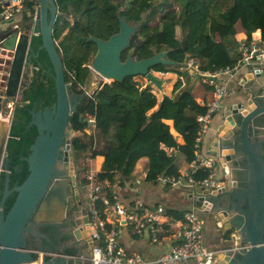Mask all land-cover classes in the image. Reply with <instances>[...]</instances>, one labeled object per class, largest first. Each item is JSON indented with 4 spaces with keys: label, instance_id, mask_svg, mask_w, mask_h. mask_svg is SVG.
Returning a JSON list of instances; mask_svg holds the SVG:
<instances>
[{
    "label": "water",
    "instance_id": "obj_1",
    "mask_svg": "<svg viewBox=\"0 0 264 264\" xmlns=\"http://www.w3.org/2000/svg\"><path fill=\"white\" fill-rule=\"evenodd\" d=\"M118 11V30L108 38L93 35L87 41L96 51L89 61V74L84 91L76 94L65 81L63 63L53 37V25L59 14L54 0H37L33 20L23 26L6 24L0 27V106L18 97L24 76L32 61L33 36L41 38L39 50H45L52 66L55 101L35 112L30 110L28 123L37 134L22 159L27 164L25 179L9 188L6 144L10 138L11 119H0V178L4 177L0 199V264H92L82 248L97 243L96 229L91 224L87 202L77 178V166L71 150L75 134L72 115L84 95L93 94L103 82L122 81L127 77L143 76L148 84L161 88L162 80L154 75L153 66L175 65L169 47L142 59L133 58L132 41L138 24L128 23ZM34 53V57L38 56ZM95 78V84L92 81ZM241 97L224 111L218 126L217 140L208 146L207 154L218 160L223 172L224 186L217 190L205 187L188 190L191 204L200 208L217 229L232 234L221 239L214 257L193 264H264V65H246L238 77ZM258 81L259 84L252 85ZM6 106V105H5ZM80 121H91L80 115ZM213 147L216 150L213 151ZM212 149V150H211ZM3 168V170L1 169ZM16 193L5 212V201ZM70 226L69 246L56 255L40 261L32 251L43 239L51 238L39 226ZM41 247V246H40ZM75 250L69 253L66 250ZM78 250V251H77Z\"/></svg>",
    "mask_w": 264,
    "mask_h": 264
},
{
    "label": "trees",
    "instance_id": "obj_2",
    "mask_svg": "<svg viewBox=\"0 0 264 264\" xmlns=\"http://www.w3.org/2000/svg\"><path fill=\"white\" fill-rule=\"evenodd\" d=\"M0 0V13L3 10ZM59 12L67 13L71 20L57 15L53 25V37L57 51L63 63L65 81L70 83V90L76 94L84 91L85 80L89 74L86 67L96 51L95 44L87 41L93 35L106 39L118 30V11L130 24H138L132 46L133 58L142 59L172 47L174 51H190L188 57L198 61L197 79L202 80V73L214 70L221 63L241 66L237 34L244 32L247 40L260 30L264 38V0H54ZM175 3V19L162 15L156 19L167 4ZM173 4V3H172ZM37 0H24L23 23L33 20ZM197 15V28L194 34L196 46L188 50V37L191 30V17ZM135 41V44H134ZM39 36L31 40L32 63L38 66L31 84L23 92V105L17 106L11 119L10 138L6 144L9 159V188L19 185L27 175V164L22 159L29 152L37 131L29 126L30 108L35 100L42 99L39 106L49 105L55 100L52 66L45 50H39ZM224 49L232 61L222 53ZM38 56L34 57V53ZM214 64L215 67H212ZM169 66L156 64L153 70L168 71ZM186 74V73H183ZM182 75V74H181ZM188 76V74H186ZM210 92L212 85L203 82ZM104 98L98 104L97 96ZM100 97L99 99H101ZM196 106L192 88L179 79L170 96L160 99L152 91L151 84H142L127 77L122 81L103 82L93 93L84 95L73 113L72 125L75 131L71 139L72 155L78 171L86 170L85 153L88 158L102 155L110 159L106 168L114 174L119 185H125L131 178L137 161L148 158L146 180L156 182L160 175H178L185 158L190 162L194 158V144L197 137L195 126L186 122ZM135 112L134 123L127 120L125 112ZM150 111V112H149ZM80 115L93 119L91 125L80 121ZM173 121L174 130L184 140L179 146L176 137L170 131L165 120ZM124 147L125 157L112 156V150ZM170 149V150H169ZM82 161V162H80ZM80 162V163H79ZM198 175V177H195ZM199 179L201 174H195ZM0 178V199L3 190ZM84 181V177L81 180ZM111 182V181H110ZM166 188L169 186L164 185ZM16 193H11L5 201L6 212L14 201ZM100 195L112 201V190L108 186L101 189ZM96 207L101 218L107 213L102 199L96 200ZM170 216L180 217L183 211L165 208ZM46 230L48 228H45ZM233 233L225 232L224 237Z\"/></svg>",
    "mask_w": 264,
    "mask_h": 264
},
{
    "label": "built area",
    "instance_id": "obj_3",
    "mask_svg": "<svg viewBox=\"0 0 264 264\" xmlns=\"http://www.w3.org/2000/svg\"><path fill=\"white\" fill-rule=\"evenodd\" d=\"M1 2L3 10L0 13V27L8 24L13 13L23 10L24 7V0H2ZM240 48H242L241 66L264 65V59H253L255 53L264 56V38L261 37L257 45L249 40L248 44L242 43ZM211 66L215 67L214 64ZM86 67L89 68V64ZM184 67V71L191 76H197L199 73L198 61L194 57H189L188 61L184 63ZM236 71L234 65L228 62L217 66L210 73H202V78L212 85L213 90L209 102H203L202 99H199V102L196 101V106L192 109L194 113L192 124L197 130V137L194 144V158L190 161V170L188 173L186 171L180 172L175 176L160 175L158 180L163 185L180 187L187 184L191 188L192 186H200L211 190H217L224 186L225 181L220 176L218 160L203 155L200 151V144L202 137L210 130L214 114L227 108L223 99L230 96L231 92L225 78L235 75ZM147 83V79L144 77L142 87ZM13 102V99L7 102L6 108L8 110L11 109ZM7 114L10 116V111ZM90 120L92 121V119ZM199 173L201 177L196 179L194 175ZM109 185L105 176L88 170L81 186L86 192L90 220L96 229L98 240L91 247L88 257L92 264H181L189 260L195 263H203L214 257L215 248H209L204 241L205 218L200 208L186 209L180 217H176L170 216L162 204L147 205L141 201H136L134 205L128 206L121 202L115 194H112V201L100 195L101 189ZM98 199H102L106 206L104 210L111 214V220L107 217H100L96 207V200ZM122 226L137 237H140L148 229L150 240L155 244H160L162 241L160 229L175 228L173 234L176 241L168 251L155 259L146 260L140 254L129 251L120 243L118 228ZM232 238L237 240V234L233 233ZM32 252L37 255L39 261L43 257L54 254L50 251L36 249Z\"/></svg>",
    "mask_w": 264,
    "mask_h": 264
},
{
    "label": "crops",
    "instance_id": "obj_4",
    "mask_svg": "<svg viewBox=\"0 0 264 264\" xmlns=\"http://www.w3.org/2000/svg\"><path fill=\"white\" fill-rule=\"evenodd\" d=\"M22 12H23L22 10H19L13 13L12 18L8 21V24L10 23L13 25L21 24L23 26H26V24L23 23ZM175 17L172 19H175ZM153 24L155 25L156 23H153ZM196 28H197V15L193 14L191 17L190 35L188 37V50L196 46V43L194 41L192 47L189 48L190 36H192L194 40V34L196 31ZM237 38L239 41V53L241 55V49H242L240 48L241 44L242 43L248 44L249 40H247L246 34L244 32H239L237 34ZM260 39H261V32L260 30H257L252 34L250 41L255 42V44L257 45ZM186 52L188 53L187 50ZM222 53L225 55V58L227 60L232 61L224 49H222ZM258 58L264 59V56H260L257 53H255L253 55V59L259 60ZM171 59L177 61L178 64L166 65L170 67L169 70L166 72L156 71V70L152 71L154 75H156L158 78L162 80L160 89L155 87L153 84H151L152 91L157 95V97L160 99L163 95L170 96L173 92L175 83L179 79H181L183 84L187 82V84L192 88L196 101L199 102V99H202L203 102H209L212 98V92L207 90L205 84L203 83L205 80L202 77H201L202 80L197 79L195 75L191 76L188 74L187 76L186 75L187 73L184 71L185 62L176 60L175 58H171ZM221 64H224V63H221ZM212 71L213 70L209 69V71H206V72L210 73ZM244 71H245V66H240L237 69L235 75L231 77H226V78L224 77L227 82L228 88L231 92L230 96L225 97L223 99V102L226 103L227 107L230 104L238 101L241 97H244L243 95L239 94V91H238L239 85H238V80H237L240 74H242ZM183 73H186V74H183ZM133 80L142 84V82L144 81V77L140 75L134 76ZM255 84H259L258 81H256L252 85H255ZM100 96L102 98L101 99H99L100 97L98 98L99 100L96 101L97 104L101 102L104 98L103 94H101ZM223 111L224 110L216 112L214 114L212 118L210 130L202 137L201 144H200V151L205 156H210L207 154V151H208L207 147L210 146L212 148L211 142H214L217 140L216 134H217L218 126H220V124L224 120ZM2 113H3L2 109H0V119L1 117L4 119L6 118V120L10 119V116L8 114H5L4 116V114ZM125 115H126L127 120H129L131 123H134V116H135L134 111L132 110L126 111ZM193 116H194V113L192 111L191 116L186 119V122L188 123L190 122V124L192 125ZM91 123H93V119ZM165 123H167L170 126V131L176 137V140L179 146H183L185 144L184 140L182 136L174 130L173 121L171 119H167L165 120ZM214 150H216L215 147H213V151ZM114 155L125 157L124 147L114 148L112 150V156ZM110 159L111 158L107 159L106 157L102 155H97L96 157L92 159L86 157L85 163L88 162V168L106 177V179L108 180L110 184L108 187L110 188V190H112V194L117 195L119 200L123 202L124 204L128 206H132L134 205L136 201H141L147 205L162 204L165 208H170V209H174L178 211H185L186 209H189V208H195V206L191 204V200L188 197V190L190 189L196 190L200 186H196V187L192 186L191 188V186L185 184L184 186H180V187H170L169 186L168 188H166L161 182H159V180H157L156 182L147 181L146 180V173L148 169V158L147 157H142L137 161L132 171V175L129 181H127L125 185L120 186L118 183L119 181L115 180L113 172L111 170L106 169L110 164ZM90 165H92V167ZM1 169L3 170V168ZM189 170H190V162L185 158V160L181 164L179 173L180 172L184 173L185 171L188 173ZM220 176L223 177V172L221 171V169H220ZM195 177H198V175H195ZM79 186L82 191V195L87 201L86 192L81 187L82 186L81 180H79ZM107 218L111 220L112 216L110 213L107 214ZM204 218H205L204 241H205V244L209 248L213 249L220 244L222 238L225 239L224 231L217 229L216 225L213 223V221L210 218L207 217L206 214H204ZM174 229L175 228L160 229L159 233L162 238V241L160 244H155L151 242L150 233L148 229H146L140 237H137V236L132 235L126 227L122 226L118 228V238H119L120 243L129 251L140 254L146 260H152L158 257L160 254L168 251L170 246L176 241V237L173 234ZM70 242H73L74 244H78L77 241H74L72 239L70 241L65 240L62 244L55 246L54 249L59 250L60 248H65L70 245L69 244ZM81 243L82 241L79 242L78 244L79 247ZM90 249H91L90 247L82 248L81 251L84 252L85 254H89ZM66 251H68L69 253L75 252V250H72V249L66 250ZM50 252H53L54 254H51L44 258H48V257L56 255L54 250H50ZM193 263L194 262L191 261V262H183L181 264H193Z\"/></svg>",
    "mask_w": 264,
    "mask_h": 264
},
{
    "label": "flooded vegetation",
    "instance_id": "obj_5",
    "mask_svg": "<svg viewBox=\"0 0 264 264\" xmlns=\"http://www.w3.org/2000/svg\"><path fill=\"white\" fill-rule=\"evenodd\" d=\"M38 69V66L37 65H34L32 63V61L30 62V66H29V70H28V73L24 76L23 78V83L20 87V90H19V94H18V97L16 98H10L9 100H12L13 99V105L11 106V109H9L10 111V119H12L13 117V113H14V110L17 106H22L24 103H23V100H22V97H23V92L28 88V86L31 84V81L33 79V77L35 76L36 74V71ZM42 101V99H39V100H35L32 107L30 108V110L32 108H34L33 110L35 112L37 111H41L43 110L46 106L48 107H52V104L53 102L55 101H52L49 105H44V106H39V103ZM6 105V104H5ZM3 105V106H5ZM3 106H0V109L3 108ZM6 107V106H5ZM74 162H75V166H77V163L74 159ZM7 166L9 168V175H10V167H9V159H8V155H7ZM81 171H78L77 172V178L79 176ZM3 177V176H2ZM4 180L3 179V183H4ZM79 181V179H78ZM40 228V231L46 233L47 235H49V237L51 238V241L47 242L45 240H41L39 242V247L36 248V250H44V251H50V249L54 246H58L60 244H62L66 239H69L70 236H69V231H70V226L68 225H62V226H58V227H46V226H39ZM45 228H48L47 230ZM66 229H69L66 230ZM41 246V247H40Z\"/></svg>",
    "mask_w": 264,
    "mask_h": 264
},
{
    "label": "rangeland",
    "instance_id": "obj_6",
    "mask_svg": "<svg viewBox=\"0 0 264 264\" xmlns=\"http://www.w3.org/2000/svg\"><path fill=\"white\" fill-rule=\"evenodd\" d=\"M173 3V4H172ZM171 4H167L166 6H165V8H163V10L159 13V14H157V16H156V19H154L153 21H150V24L151 25H154L153 23H157V22H159V20L161 19V16L162 15H166V18L167 19H172V18H174L175 17V15H177V7H175V3L174 2H172ZM193 43H194V40H193V38H192V36H190V39H189V48L190 47H192V45H193ZM134 44H135V41H134ZM193 48H191V49H189V50H192ZM186 51H173V52H171L170 53V57L171 58H175L176 60H180V61H182V62H187L188 61V59H189V57H188V53L190 52V51H188V53L186 52ZM86 65H87V63H86ZM185 68V67H184ZM137 80V79H136ZM95 78L93 79V81H92V85H94L95 84ZM99 97H101L100 95L99 96H97V98H96V100H99L98 98ZM9 110H8V108H6L5 106H3V108H2V114H4V116H5V114H7V112H8ZM2 118V117H1ZM2 119H4V118H2ZM6 119V118H5ZM88 156V153H85V158ZM84 158V159H85ZM86 161H88V160H86ZM80 162H82V161H80ZM79 162V163H80ZM83 165L84 166H86V170H81V172H80V174H79V176H78V179L79 180H82V178L84 177L85 178V175H86V172L88 171V170H91L90 168H88V162H83ZM91 167H92V165H90ZM187 262H191V260H189V261H187Z\"/></svg>",
    "mask_w": 264,
    "mask_h": 264
},
{
    "label": "bare ground",
    "instance_id": "obj_7",
    "mask_svg": "<svg viewBox=\"0 0 264 264\" xmlns=\"http://www.w3.org/2000/svg\"><path fill=\"white\" fill-rule=\"evenodd\" d=\"M36 264H40V263L36 262Z\"/></svg>",
    "mask_w": 264,
    "mask_h": 264
}]
</instances>
